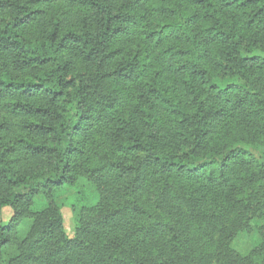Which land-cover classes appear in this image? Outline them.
Listing matches in <instances>:
<instances>
[{
  "label": "trees",
  "instance_id": "16d2710c",
  "mask_svg": "<svg viewBox=\"0 0 264 264\" xmlns=\"http://www.w3.org/2000/svg\"><path fill=\"white\" fill-rule=\"evenodd\" d=\"M261 146L264 0H0V264H264Z\"/></svg>",
  "mask_w": 264,
  "mask_h": 264
},
{
  "label": "rangeland",
  "instance_id": "374dc122",
  "mask_svg": "<svg viewBox=\"0 0 264 264\" xmlns=\"http://www.w3.org/2000/svg\"><path fill=\"white\" fill-rule=\"evenodd\" d=\"M236 82L235 79H218V84L224 86L228 83ZM252 154L258 155L264 153V146L258 148H248ZM79 184L86 189L87 202L94 204L98 200V194L94 187L87 182L84 178L79 179ZM75 189L64 187L55 194V201L61 206V213L64 223V228L68 235H72L73 231V219H72V208H73V196ZM11 216L10 209H4L0 214V221L6 222ZM32 220L25 219L18 228V234L23 237L30 228ZM258 241V234L254 232V235L247 233H240L233 242V247L240 253L247 252L250 248L256 245Z\"/></svg>",
  "mask_w": 264,
  "mask_h": 264
}]
</instances>
